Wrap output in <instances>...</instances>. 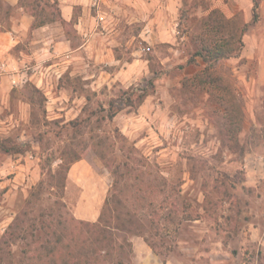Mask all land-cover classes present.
<instances>
[{
    "label": "rangeland",
    "instance_id": "rangeland-1",
    "mask_svg": "<svg viewBox=\"0 0 264 264\" xmlns=\"http://www.w3.org/2000/svg\"><path fill=\"white\" fill-rule=\"evenodd\" d=\"M167 1L162 0V10L173 21V43L138 41V46L151 47L142 55L145 72L133 84L137 93L147 92L146 106H126L113 122L104 117L127 88L120 81L103 80L101 71L113 72L114 67L92 66L103 83L90 86L81 64L75 65L77 74L60 76L64 70L58 58L50 60L53 66L47 71L37 59L23 56L21 50L32 54L29 41L9 50L18 63L0 68V264L21 263L25 242H5L4 233L27 200L35 199V187L42 182L40 198L27 211L32 215L55 209V201L63 200L70 231L80 236L72 216L98 220L113 185L111 167L124 173L122 217L127 210L138 214L136 225L156 246L154 251L140 234L116 231L117 249L125 246V264H264V84L258 79L259 57L248 46L251 57L222 59L211 70L215 87L195 86L191 79L203 65L200 58L190 61V36L208 13L206 3L174 0L170 9ZM207 3L213 7L215 0ZM9 5L0 0L4 31L10 29L12 16L17 17L12 5L8 12ZM233 18L238 25L248 22L244 12ZM3 73L10 75L5 83ZM91 90L96 94L87 103L85 94ZM223 95L225 105L241 110L243 128L233 138L225 125ZM132 100L136 102V94ZM85 106L92 111L90 121L80 131L71 128L68 122ZM114 126L128 141L114 137ZM226 173L236 187L230 180L223 184ZM151 218L158 221L157 230H150ZM46 252L36 251L26 263L45 264Z\"/></svg>",
    "mask_w": 264,
    "mask_h": 264
},
{
    "label": "trees",
    "instance_id": "trees-1",
    "mask_svg": "<svg viewBox=\"0 0 264 264\" xmlns=\"http://www.w3.org/2000/svg\"><path fill=\"white\" fill-rule=\"evenodd\" d=\"M253 2V19L254 21H258L260 18L259 6L261 0H253ZM204 3H206L208 13L200 20L198 31L192 33L190 36L194 43V51L190 61L192 62L200 58L203 67L193 75L191 82L198 87L209 86V88H212L215 87L214 84L217 79L213 77L211 70L214 69L220 60L240 55L245 45L244 35L248 30V24L244 22L238 25L233 17H227L220 8L212 7L207 3V0H203ZM18 5L22 6L33 16L32 28H38L58 21L65 28L67 35L70 36L75 33L76 14L71 20L67 21L61 15L59 0H19ZM9 6L10 10L8 12L13 8L11 5ZM4 30L0 27V31ZM219 87L221 86L219 85ZM135 90L134 85L124 89L122 94L115 100L119 104L114 108L115 101L111 102L104 118L113 122L118 112L126 106L136 105L139 107L147 97V92L142 89L141 93H137L138 91ZM95 94L96 91L93 90L85 94L87 103L92 100V95ZM135 94L137 96L136 102L132 100ZM225 100H227L225 96H221V102L224 105ZM90 112L92 113L88 106L83 107L81 114L70 120L68 124L71 128L80 131L79 127L84 126L83 124L90 121L91 118L87 117L90 115ZM239 112L241 110L236 109L235 111L229 105H225L223 115L231 138L236 137L243 128L242 115ZM113 131L116 139L128 141V137L118 127L114 126ZM105 162L108 166L112 164L107 160ZM111 172L114 178L113 185L104 200L98 220L87 222L72 216L73 220H76L80 226V236H73L70 231L71 229L66 221V218L69 217L67 214L70 212L63 200L55 201V209H41L32 215L27 211L33 202L40 198L42 182L39 186L35 187L36 192L31 194V196H35V199L31 198L27 200L23 212L16 216L15 220L4 233L5 242L10 244H17L20 241L25 242V247L22 249L24 256L21 258L20 264H27V259L34 257L32 254L42 249L47 251L46 258L44 259L45 264H105V262L114 256L116 258L115 264H125L122 257L124 253L122 249L125 246L123 244L119 245L117 249L115 245L114 234L118 230L140 234L151 248L156 251L155 243L148 235H145V231H142L141 227L139 229V224V226L136 225L137 221H140L138 214L127 210L125 212L126 217H122L123 213L121 210L126 203L120 198V191L122 189L120 185L124 173H121L118 167H111ZM225 176L227 180L224 179L223 184L230 180L233 182L232 186L236 187L234 177H231L227 173ZM60 198H62L61 194ZM57 210L59 211L58 213L56 212ZM55 220H57V226L54 223ZM157 223L156 219L151 218L149 224L150 230H157Z\"/></svg>",
    "mask_w": 264,
    "mask_h": 264
},
{
    "label": "crops",
    "instance_id": "crops-1",
    "mask_svg": "<svg viewBox=\"0 0 264 264\" xmlns=\"http://www.w3.org/2000/svg\"><path fill=\"white\" fill-rule=\"evenodd\" d=\"M6 1L15 8L17 17L12 16L10 29L0 31V68L17 65L18 59L9 50L26 40L32 54L22 50L21 53H25L24 57L37 59L42 69L48 71L53 66L50 60L58 58V64L64 70L60 76L66 71L70 75L77 74L76 64H81L82 72L85 71L83 79H88L90 86L105 80L109 83L120 81L128 88L139 80L140 72L141 75L145 72L142 55L146 52L138 46L139 39L162 44L173 43L175 37L173 21L168 15L163 16L162 0H99L96 4L93 0H59L61 15L67 21L76 14L75 33L70 36L60 22L32 28L34 18L18 5L19 0ZM172 2L174 0H168L165 7L171 9ZM253 5V0H215L213 7L220 8L227 17L245 13L248 30L244 35V48L237 57H251L247 51L248 46L251 47L252 56L259 57L258 79L264 84V0L260 2L258 21L253 19ZM96 65H108L114 70H102L101 80L93 70ZM16 76L20 74L13 75ZM42 79L38 78V85ZM8 80L10 75L3 73L1 82ZM146 100L140 108L146 106ZM136 240L140 241V237ZM153 262L148 264H156Z\"/></svg>",
    "mask_w": 264,
    "mask_h": 264
},
{
    "label": "built area",
    "instance_id": "built-area-1",
    "mask_svg": "<svg viewBox=\"0 0 264 264\" xmlns=\"http://www.w3.org/2000/svg\"><path fill=\"white\" fill-rule=\"evenodd\" d=\"M99 0H93V3H97ZM151 49V47H150V45H148V46H144L143 48H142V50L144 51V52H147V51H149Z\"/></svg>",
    "mask_w": 264,
    "mask_h": 264
}]
</instances>
